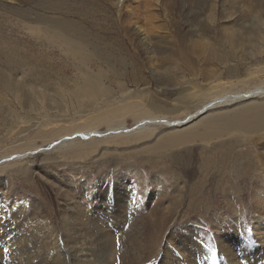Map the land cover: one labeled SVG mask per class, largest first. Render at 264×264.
I'll use <instances>...</instances> for the list:
<instances>
[{"label":"rangeland","instance_id":"rangeland-1","mask_svg":"<svg viewBox=\"0 0 264 264\" xmlns=\"http://www.w3.org/2000/svg\"><path fill=\"white\" fill-rule=\"evenodd\" d=\"M85 1L0 0V208L6 212L24 211L28 223L40 228L48 224L61 232L63 217L68 216L71 222L79 217V211L88 215L94 210V201L103 193L109 192L113 196L126 182L131 183L129 172H133L137 175L132 180L134 186L130 192L133 195L131 203L136 207L126 208L125 216H122V229L116 242L120 249L113 255L108 240L99 248L101 252L105 250L108 255H113L114 264H164L167 256L173 264H191L192 258H187L185 252L187 256L202 253L204 259L210 255L213 260H219L221 254L225 259L221 264L229 260L249 264L245 254L251 252V264H264V161L259 167L252 156L246 155L247 148L241 139L235 141L240 135L163 148L151 157L143 152L159 144L168 134L180 131L177 122L201 108L189 109V102L178 103L183 96L194 93L190 84L194 81L192 76L177 74L175 78L180 84L162 86L164 78L174 76L176 64L172 61L163 65L159 58L165 61L169 49L177 50L179 43L182 44L178 32L187 36L182 44L187 49L205 41L226 55L229 43L223 36L225 31L222 34L220 30L212 31L203 40L198 25L211 19L209 10L201 14L198 22L199 13L188 14V10L181 9V0H174L180 4V9L175 8L174 13L164 11L165 0H92L90 4ZM125 1H128L125 7L135 9L139 6L141 11L132 10L135 14L130 17L125 8L122 9L125 12L118 14L117 3L122 2L118 6L122 8ZM248 1L257 2V6L264 5V0L263 4L259 0H217L215 19L225 23L223 18L227 12L233 14L232 20L245 22L241 18L248 16L249 8L246 9L245 4ZM100 5L103 9H99ZM260 19L254 24L264 23V16ZM121 28H128L132 33L143 28L151 34L142 40L143 34L137 33L134 41L129 39L117 46L113 41L115 34L108 37L103 33ZM235 30L238 35L239 26H235ZM263 31L259 33L264 34ZM65 39L75 42L85 39L83 53L93 55L94 61H103L110 53L122 57L131 74L135 63L132 57L139 53L142 62L146 63L150 60L147 59L150 54L147 46L152 47L158 66L146 69L144 80L124 79L122 75L116 79L123 72L120 66H115L112 72L104 70L107 85L117 88L115 82H120L134 93L140 91L136 101L145 105L146 111L132 109L131 112L134 116L146 117L141 121L129 117L120 127L134 131L145 119H151L150 122L155 123L146 126L145 139L119 146L106 144L95 150L93 156L85 158L70 157L61 151H52L50 155L43 152L53 142L71 134L65 130L98 119L110 109L125 104L94 113L80 108L79 102L88 100L89 96L79 94L86 92L84 80L72 64L70 47ZM240 50L239 46L231 53V66L236 68V77L228 74L224 66H216L217 75L211 81L198 80L204 86L215 87L210 93L204 91L206 104L216 97L236 96L264 88V62L255 64L249 59L248 52ZM176 56L172 52L171 58ZM198 67L196 69H202ZM182 80L187 81V85L182 84ZM116 88L114 91L118 95ZM254 101L263 102L262 99ZM245 104L248 103L217 105L207 114L239 109ZM159 107L162 110H158ZM112 128L117 127H97L94 131H98L97 136L101 138L94 139L104 140ZM51 131L61 133L58 132L49 143L37 141ZM72 137L75 138L72 146H86L84 142L89 141L81 140L80 134ZM132 149L140 153L137 161L127 164L131 152L126 154L125 151ZM105 150L109 151H106L109 156L102 159L100 154ZM59 249L66 252L67 264H73L68 253L70 248L62 234H59ZM200 255H193L196 264H199L196 257Z\"/></svg>","mask_w":264,"mask_h":264},{"label":"bare ground","instance_id":"bare-ground-1","mask_svg":"<svg viewBox=\"0 0 264 264\" xmlns=\"http://www.w3.org/2000/svg\"><path fill=\"white\" fill-rule=\"evenodd\" d=\"M115 1L116 0H114V2ZM181 1L183 2V6L181 9L188 10L189 12L188 14H195V12L199 13L197 17L198 22L200 20L199 17H201V14H205L206 10L207 9L209 10L207 12H210L211 19L205 24L201 25L200 23L198 25V30L200 31L201 34L200 37H202L203 40H205L208 38V37L206 38L205 36L209 35L212 31L220 30L221 34L225 31L223 36L226 37L229 43L228 49L230 53L228 52L226 55H223L218 49H216V47L213 44L207 43L205 41H203L201 44H195L193 45L192 48L187 49L182 45L187 39V36L179 32L177 33V36L181 40L182 44L179 43V45L177 46V50L173 48L169 49L170 53L166 57L167 59L165 61H161L162 57L159 58L160 63L163 65L167 63H171L172 61H174L176 64V68L172 73L174 76H170V77L168 76L164 78L162 86H167V85L177 86V84H180L177 78H175V75L177 74H184V75L187 74V76L189 75L192 76L191 78L195 82L191 80L190 84L193 88L194 93L183 96L180 100H178V103L184 104L186 102H189L187 103V106L190 105L189 109H196L198 106H200L201 108L196 109V112L194 114L191 113L192 115L186 117V119L177 122L178 123L177 128H179L180 131L178 132L175 131L172 134H168L161 141L158 140L159 144H155L154 146L148 147L145 150H143V152L145 151L146 154L150 156L152 154L155 155V153L158 152V150H162L163 148L165 149L173 148L181 144L186 145L188 143H196V142L208 143L212 140H221L228 136L237 134L238 136L240 135L241 137L235 138V141L238 140V142H240L241 139V142L244 143V146L247 148L246 155L252 156L255 163L257 165H260L259 167H261V164L264 161V88H256L255 90H252L248 93L237 94L236 96L216 97L213 100L211 99L212 101L210 103L206 104L203 101L205 97L204 91H209L210 93L215 87L210 86L209 88L207 85L206 87L204 86L203 82L199 83L198 80L205 78L206 80L208 79V81H211V78H214L217 75V71L214 69L216 66H221V67L224 66L228 74H230L233 77H236V68L234 66H231V60H232L231 58L233 56V54L231 53L234 52V48L236 49L239 46L241 47L240 52H248L249 59H251L255 64H257V62L259 61L264 62V34H261L262 31L264 30V23L262 21L261 24L260 23L254 24L257 21L261 20L260 16L262 17L264 16V11H263L264 5L257 6L258 5L257 2L253 4L248 1V3L245 4L247 5L246 9L249 8L248 9L249 12H246L247 10L243 11V13L246 12L248 16L241 18L245 22L241 23L239 20H235V21L232 20L233 14L232 13L229 14L226 12L223 18L225 23H220L218 20L215 19L217 18L218 15V11L216 8L217 0H181ZM92 2H93L92 0L85 1L86 4H90ZM259 2L260 4H263V0H259ZM124 3L125 4L123 5L122 8L118 7L122 4V2L117 3L116 7L120 9L118 11V14H122L121 12H125L122 10L125 8L127 9V11H129L128 15L130 17L133 16V13L135 12L136 9L137 11H141V7L139 6H136V8L134 9V7L131 6L125 7L128 1H125ZM164 6H165L164 11L167 10L169 13L172 12L174 13L175 8L176 9L179 8L180 4L179 2H176L174 0H165ZM99 9H103V7H101L100 5ZM132 10H134V12ZM250 19L252 23H250ZM235 26L236 27L239 26L240 28L238 35L236 33ZM260 31L261 33H259ZM103 33L108 37L112 34H115L113 41L114 44L115 43L117 44V46L123 45V43L129 39L134 41L136 35H138L137 33L143 34L142 40H144L145 38L147 39L149 37V34H151L149 30L146 31L143 28H138L137 33L135 32L132 33L128 28H121V30L120 29L114 30V32L103 31ZM122 37H124V41L122 40ZM84 40L80 39L81 42L79 40L75 42L73 40L65 39L64 41L70 47V58L72 60V64L74 65L75 69L78 70L79 73H81L82 79L84 80L83 85L85 86L86 92L80 91L79 94L80 96L82 95L89 96V97L87 96L88 98L86 97L88 100L79 102L80 108L81 109L86 108L87 110L90 111L89 113H94L99 109H105L123 103L125 104H123V106L121 107L110 109L105 114L100 116L98 119H92L91 121L83 125H74V127L71 130H65L64 132L67 133L71 132V134H66V136L62 137L61 139L59 138L60 141L57 140L58 142H53V144H51L48 147V149L46 148L43 152L48 155H50L51 154L50 152L52 151L53 152L61 151L63 152V154L68 155L70 157H74L76 155L77 158H85L87 156L91 157L95 153V150L100 148V146H104L106 144H113V145L116 144L119 146L121 144L125 145L126 143L129 142L134 143L142 139H145V137H147V132L145 131L146 126L155 123V122L152 123V121L150 122L151 119H145V121L139 124L138 128L135 129L137 130V132L134 134L132 132H135V130L127 131L121 128L120 125H123V122H126L125 119L129 117H135L137 120L139 119V121H141V119L146 117V115L134 116V114L131 112L132 109H138V110L143 109L144 111H146L144 107L145 105L144 106L140 105V103L136 101L137 100L136 98H140V94H139L140 91L134 93L132 92V90L128 89L127 86H125L120 82H115V84H118L117 88L112 87V85H107L105 83L106 79L104 77L106 73L104 71L105 69H107L109 72H112L115 71V66H120L123 72L116 79H120L122 75L124 79L131 77L133 79L144 80L143 76H145V70L151 69L154 66H158L156 61V54L154 53L152 47H150L149 45L147 46L148 51H150V54H148L149 57H147V59L150 58V60L149 61L147 60L146 63L142 62L139 53H137L134 57H132L133 54H131V57L135 62L133 64L134 70L133 73L131 74V72L128 73L127 61H125L120 56H116L114 54L110 55L111 54L110 53L109 54L110 56L108 55L105 58H103V61H94L93 60L94 57H92L93 55L89 56L87 54H84L83 44H82L86 42V41L84 42ZM93 52L96 53V50H94ZM172 52L177 54L176 56L177 59H174L176 57L171 58ZM197 66L202 68L199 69L201 72L198 69H196ZM197 74H199L201 77ZM182 84L187 85V81L183 82L182 80ZM115 88L118 89V95L115 94L114 91ZM181 94H186V93L181 92ZM210 95L214 96L213 94ZM256 99H262L263 102H255L254 100ZM231 103L232 104L248 103V104L242 105L239 109H235V110L227 109L225 111H218V112L216 111L213 112L212 114L211 113L207 114L208 112H210L211 109L215 108V106L217 105L226 104L227 106ZM159 108L158 110H162V108L160 109ZM172 111L175 110L172 109ZM84 115L86 114L84 113ZM78 117H82V116L79 115ZM200 117L201 119L198 120L197 118ZM194 121L196 123H193ZM163 124H167V123L164 122ZM101 126L102 127L113 126L117 128H112L113 130H110L108 133H106V136L108 137L104 138L103 136L104 140L101 139L99 141H96L94 137L96 138H101V137L97 136L99 132L94 130L97 129V127H101ZM170 126L172 127L173 125ZM58 132L51 131L47 134L46 137L42 136L41 140H37V141L41 143H49V141L55 135H57ZM142 132L146 134L143 135ZM75 134L77 135L80 134L81 136H83V137H79L81 138V140H89L87 142H84L87 145L72 146V144H74L73 140H75V138H73L72 136H74ZM131 134L133 135L131 136ZM85 149H87V151H84ZM106 151L108 150H105L104 152L102 151L103 153L100 154V158L103 159L109 156V153H107ZM258 151L261 152L258 153ZM125 153L126 154L130 153L127 156L128 157L127 164H129V161H137L136 157L140 152L137 149H132L130 151H125ZM136 175L137 174L133 172H129L130 179L132 180L133 179L135 180ZM132 180L130 181L132 184H134ZM131 183L126 182L122 186L120 191L113 193V196H110L109 192L103 193L98 198V200L94 201L93 203L94 210H92L88 214L89 216L87 215V213L83 215L82 211H79L78 212L79 217L77 219H72L71 222L67 218L68 216L63 217L62 219L65 220H63L61 232H59L55 226L51 227L48 224L40 228L37 225L28 223L27 216L24 211H22L21 213L6 212L5 209L3 210L0 208V213H1L0 214V264H67V262L65 261L66 252L59 249V234H62L63 238L65 239V241L67 242L70 248L68 253L70 257L73 258V264H114L111 259V256H113L120 249L116 245V242L119 239L118 234L122 229L121 228L122 216H125L126 208L135 209L136 207L133 206L134 203H131L133 195L130 192V189L133 188L134 186V185L132 186ZM72 197L70 196V198ZM85 199L87 200V198ZM48 211L46 212L48 213ZM92 216L95 217L93 219H90L89 217ZM82 217L84 218L85 221L82 219ZM107 240L110 243V249H111L110 252H112L113 255H108L107 253L109 252L105 253L104 252L105 250L101 252L99 249ZM41 250H43V252H41ZM193 255L198 256L200 255V253L194 252L192 255L187 256L185 252V256L187 258H189L190 260L192 258L191 264H196L195 258L193 260ZM219 255H220L219 260L218 258L213 260V258H211L210 255H208L204 259L203 257L205 256H203V254L201 253V255L198 258L196 257V259L199 264H221V261L225 262V259L221 254ZM201 256L203 257L201 258ZM245 256L246 259L249 260V262L246 263L251 264L252 263L250 258V256H252L251 252H246ZM170 262H171L170 257L167 256L164 264H173V261L171 263ZM226 264H238V260L235 262L229 260L226 262Z\"/></svg>","mask_w":264,"mask_h":264}]
</instances>
